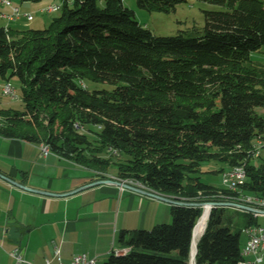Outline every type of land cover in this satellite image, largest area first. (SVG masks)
Masks as SVG:
<instances>
[{
    "label": "trees",
    "instance_id": "16d2710c",
    "mask_svg": "<svg viewBox=\"0 0 264 264\" xmlns=\"http://www.w3.org/2000/svg\"><path fill=\"white\" fill-rule=\"evenodd\" d=\"M124 1L61 0L43 28L0 26V78L18 77L23 101L0 106V133L46 143L98 179L116 164V176L188 202L239 194L203 181V162H246L242 192L264 196V156L251 157L264 136V63L253 59L264 47V0H208L225 9L206 10L196 35L154 34ZM184 1L138 3L171 12ZM202 212L172 204L168 222L121 229L127 250L103 264H191ZM249 215L246 226L260 223ZM242 231L214 206L196 264H238Z\"/></svg>",
    "mask_w": 264,
    "mask_h": 264
},
{
    "label": "crops",
    "instance_id": "0c3cea01",
    "mask_svg": "<svg viewBox=\"0 0 264 264\" xmlns=\"http://www.w3.org/2000/svg\"><path fill=\"white\" fill-rule=\"evenodd\" d=\"M10 12L11 7L0 4L4 26H9L5 23L10 22ZM0 173L27 186L57 193L98 179L93 170L71 159L53 152L43 156L38 143L1 133ZM171 206L168 201L114 184L54 196L25 189L0 175V264H46L48 258L56 262V246L66 261L80 252L105 258L119 248L121 229L152 228L168 222Z\"/></svg>",
    "mask_w": 264,
    "mask_h": 264
},
{
    "label": "rangeland",
    "instance_id": "374dc122",
    "mask_svg": "<svg viewBox=\"0 0 264 264\" xmlns=\"http://www.w3.org/2000/svg\"><path fill=\"white\" fill-rule=\"evenodd\" d=\"M58 1L60 0H40L37 2H20L18 0H13L14 3L20 6L23 12L24 9H29L34 14V19L28 20L26 17L22 16L15 19V21L10 20V22H6L5 24L15 27L18 26V28H43L50 23L51 19L57 13L56 11L42 12V7L48 5L51 2ZM124 2L128 7L135 11L137 19L157 35H172L177 34L180 31L186 32L187 34L191 35L199 34L206 23V10L225 9V6L209 2L208 0H187L179 3L176 10H172L171 12L150 11L148 9L142 8L139 5L138 0H125ZM4 22L5 21L0 18V26L3 25ZM253 59L255 61H261L264 63V47L258 52L254 53ZM6 81L7 80L0 78V106L5 108L14 107L21 109L23 107V101L21 98V87L18 77L13 76L9 81H7L14 86L16 95L5 94L3 92L2 85ZM256 110L264 115V107H258ZM262 152L264 156V149L262 150ZM114 159H123V157L120 155H116ZM221 167L228 168L229 166L227 162L223 160H207L202 163L199 175L201 176V179L207 183H211L217 186H223L222 172H213V170H218ZM117 171V165L112 164L108 168L107 175L109 178H115L122 181V179L124 178L116 176ZM129 181H132L130 182L132 183V185L136 184L135 186L138 185V187L140 186L142 188L149 189L137 181L130 179ZM221 208L224 224L231 226L234 230L246 226L248 218L250 217L248 213L233 206H221ZM259 220L261 223H264V217H259ZM245 235L246 234L244 233V231H242L241 238L243 243L245 240L244 238L246 237ZM109 255H107L105 258H98L97 264H103L108 259Z\"/></svg>",
    "mask_w": 264,
    "mask_h": 264
},
{
    "label": "built area",
    "instance_id": "2783aa9c",
    "mask_svg": "<svg viewBox=\"0 0 264 264\" xmlns=\"http://www.w3.org/2000/svg\"><path fill=\"white\" fill-rule=\"evenodd\" d=\"M9 7H11V12L7 14V17L10 20H15L19 17L26 16L29 13L32 12H23L20 9H17L16 6L5 4ZM56 8V3L52 8L48 9H42V12L51 11L52 9ZM3 92H8L11 95H16L15 88L13 85L9 84L8 82H5L2 85ZM264 148L252 152V155H260V157L263 155ZM41 152L43 156H47L49 154V149H47L46 145H41ZM222 180L224 185H228L231 188L232 187H240L245 183L247 180L246 176H243V170H223L222 171ZM122 189H125L123 186ZM251 197L256 198H263V205H259V207H252L254 210H248L246 208L237 207L246 213H249L254 217L255 219H258L259 217H264V196H257L255 194H251ZM237 204L246 205V202H240ZM236 207V206H233ZM243 231L246 233L247 238L245 243L243 244L242 248V256L243 258L239 260L238 264L240 263H247V264H264V223H258L254 222L249 225H247L245 228H243ZM119 248H115V251L118 253ZM15 254L18 256L19 260H22L21 255H18V253L15 252ZM55 259L56 262H54L52 259H47L46 264H93V261L98 260L96 256H91L87 252H80L73 256V258L69 261H66L62 258L59 247H55Z\"/></svg>",
    "mask_w": 264,
    "mask_h": 264
},
{
    "label": "bare ground",
    "instance_id": "6f19581e",
    "mask_svg": "<svg viewBox=\"0 0 264 264\" xmlns=\"http://www.w3.org/2000/svg\"><path fill=\"white\" fill-rule=\"evenodd\" d=\"M55 3L56 2L49 3L48 5L43 6L42 9L52 8L55 5ZM0 4H8V5L16 6L17 9L21 10L20 6L16 5L13 2V0H0ZM60 7H61V3H56V8L52 9L51 11H47V12L58 11L60 9ZM24 17H26L28 20H32V19H34V14L33 13H29V14H27ZM8 83L11 84L10 82H8ZM4 93L5 94H9L8 92H4ZM40 145H46L47 149H49V153H51V148H50V146L48 144L42 143ZM262 148H264V136H262L261 138H258L255 141L253 150L251 151V157L260 158V155H252V152H256V151H258V150H260ZM230 169H232V170H243V176L247 177L246 162L229 166L228 168H225L224 170H230ZM130 180H132V179H130ZM122 181L125 182V183L132 182V181H129V179L128 180L127 179H122ZM130 184H132V183H130ZM140 184H142V183H140ZM143 186H145V185H143ZM225 186L229 190L234 191V192H238L239 194L238 195L230 194L228 196H225V199H223V201L234 202V203L246 202L247 206H252V207H259V205H263V198L251 197V194L243 193L242 192V188H240V187H232L231 188L228 185H225ZM211 211H212V206L210 204H206L203 207L202 215L199 218V221H198V223H197V225L195 227V234H194L193 246H192V260H191V264H196V256H195V254H196L197 243H198V240H199L201 234L203 233V231H204V229L206 227V224H207V221H208V217H209ZM124 251H126V250L118 249V253H122ZM97 262H98V260L93 261V264H97ZM240 264H247V263H240Z\"/></svg>",
    "mask_w": 264,
    "mask_h": 264
},
{
    "label": "water",
    "instance_id": "95a60500",
    "mask_svg": "<svg viewBox=\"0 0 264 264\" xmlns=\"http://www.w3.org/2000/svg\"><path fill=\"white\" fill-rule=\"evenodd\" d=\"M0 175L4 178H6L9 182L11 183H14L18 186H21L25 189H28V190H32V191H36V192H39V193H42V194H46V195H54V196H64V195H69L71 193H74V192H77V191H80V190H83L85 188H88V187H91V186H95V185H98V184H114V185H117L119 187H124V188H127V189H131L133 191H137L139 193H142V194H145V195H148V196H151V197H155L157 199H160V200H164V201H168L172 204H194V205H198V206H201V207H204L206 204H210L212 206V208L214 206H236V207H241V208H246L248 210H254L252 207H249L247 205H242V204H237V203H234V202H228V201H210V202H188V201H184V200H181V199H178L176 197H172L170 195H167V194H164V193H161V192H158V191H155V190H150V189H145V188H142V187H138V186H135V185H132V184H128V183H125V182H122L118 179H115V178H104V179H97V180H94L90 183H87V184H84L70 192H65V193H57V192H52V191H48V190H44V189H37V188H33V187H30V186H27L23 183H20L10 177H7L3 174L0 173ZM211 214V212H210ZM210 217V215H209ZM208 217V219H209ZM199 221V220H198ZM197 221V223H198ZM196 223V225H197ZM195 225V227H196ZM207 226V224H206ZM195 227H194V231H193V238H194V234H195ZM206 229V227H205ZM204 229V231H205ZM203 231V233H204ZM202 233V234H203ZM201 234V236H202ZM200 236V237H201ZM200 239V238H199ZM198 245V243H197ZM192 246H193V239H192ZM197 248L198 246L196 247V254H197ZM195 254V256H196ZM191 260H192V248H191Z\"/></svg>",
    "mask_w": 264,
    "mask_h": 264
}]
</instances>
